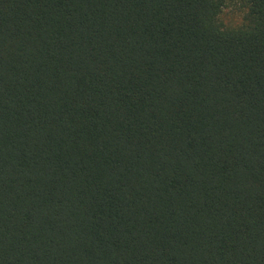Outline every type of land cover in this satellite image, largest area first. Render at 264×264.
<instances>
[{"label": "trees", "instance_id": "16d2710c", "mask_svg": "<svg viewBox=\"0 0 264 264\" xmlns=\"http://www.w3.org/2000/svg\"><path fill=\"white\" fill-rule=\"evenodd\" d=\"M0 264H264V0H0Z\"/></svg>", "mask_w": 264, "mask_h": 264}, {"label": "rangeland", "instance_id": "374dc122", "mask_svg": "<svg viewBox=\"0 0 264 264\" xmlns=\"http://www.w3.org/2000/svg\"><path fill=\"white\" fill-rule=\"evenodd\" d=\"M229 10V9H228ZM224 19L226 20V22H239L241 21V15L232 12L231 10L226 11L224 14Z\"/></svg>", "mask_w": 264, "mask_h": 264}]
</instances>
